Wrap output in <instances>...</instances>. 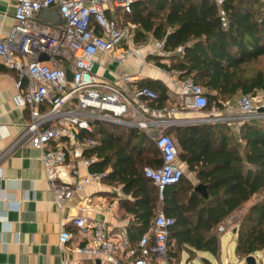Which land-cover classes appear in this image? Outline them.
<instances>
[{
    "label": "built area",
    "instance_id": "1",
    "mask_svg": "<svg viewBox=\"0 0 264 264\" xmlns=\"http://www.w3.org/2000/svg\"><path fill=\"white\" fill-rule=\"evenodd\" d=\"M13 1L15 25L9 32L0 30V58L6 67L26 79L12 101L17 108L29 110V118L15 143L24 141L42 152L46 179L55 203L61 207L75 191L105 177L107 171L90 170L100 159L92 152L99 144L94 136L96 124L121 123L122 117L128 114L141 127L154 122L164 127L152 137L162 162L159 166L144 167L145 177L157 187L159 200H162L165 187L179 182L184 174L179 161V143L165 131L176 121L163 117H171L178 107L182 111L204 110L208 105L204 88L192 77L180 78L174 69L172 74L178 77L170 81L171 92L178 95V107L157 108L149 104L158 98L152 88L139 87L131 99L120 84L102 79L94 71L95 61L101 54H111L112 60L119 64L130 58L168 55L164 40L135 44V24L119 20V12L130 14L133 5L144 0ZM215 1L221 26L228 29L224 0ZM53 7L58 9L63 20L60 26L37 18V13ZM41 53L47 54L48 59L40 61ZM121 79L132 83L137 77L124 75ZM238 108L236 116L225 118L232 119L237 127L251 119L264 118L263 97L242 95ZM146 114L160 119H145ZM217 119L214 115L203 120ZM61 167L70 168L76 177L81 167L88 172L73 184L67 181L66 173L59 170ZM87 210L88 206L82 204L72 218L78 231L90 236L88 242L75 247L78 254L100 264H169L168 239L175 219L166 215L162 208H158L150 228L136 244L130 242L126 225L114 230L106 221L89 217ZM218 230L224 231L225 226L219 225ZM71 237V232L62 228L59 246L65 247ZM61 264L80 262L65 259Z\"/></svg>",
    "mask_w": 264,
    "mask_h": 264
},
{
    "label": "trees",
    "instance_id": "2",
    "mask_svg": "<svg viewBox=\"0 0 264 264\" xmlns=\"http://www.w3.org/2000/svg\"><path fill=\"white\" fill-rule=\"evenodd\" d=\"M223 7L228 29L221 26L215 0H144L125 14L127 21L138 25L137 43L146 44L150 35L165 41V48L174 53L171 66L178 76L192 77L204 88L208 97L205 109L214 104L222 107L223 100L240 93L254 96L255 91L264 89V68H255L264 60V3L224 0ZM179 47L181 53L176 52ZM144 86L158 93L157 106L166 103L167 88L160 80H149L141 84ZM166 132L174 134L181 148L179 161L206 186L207 197L183 174L179 182L165 187L159 200L157 187L144 175L146 164L159 166L151 164L157 160L156 149L148 148L151 155L143 157L146 147H142L134 156L130 148L133 133L125 138L115 134L113 125L96 124L94 136L99 144L92 152L100 159L90 170L107 171L105 180L120 182L123 191L134 197L128 208L134 217L128 225L130 236L145 233L162 208L175 219L168 239L170 259L181 250L218 256V227L240 212L232 223L237 257L244 260L258 252L264 257V121H246L239 136L220 123L174 126ZM255 194L256 200L245 208Z\"/></svg>",
    "mask_w": 264,
    "mask_h": 264
},
{
    "label": "crops",
    "instance_id": "3",
    "mask_svg": "<svg viewBox=\"0 0 264 264\" xmlns=\"http://www.w3.org/2000/svg\"><path fill=\"white\" fill-rule=\"evenodd\" d=\"M14 11L15 2L13 0H0V30L2 32H9L15 25ZM37 18L54 26H60L63 23L56 7L40 11L37 13ZM119 20L127 21L121 12H119ZM137 28L138 25L135 24L134 36ZM154 39L150 35L146 44ZM133 41L139 44L135 38ZM168 52L166 57L148 55L141 58H130L121 64L113 61L111 54H101L95 61L94 71L97 74L99 69L103 72V75L97 74L100 78L120 84L131 99L141 84L149 80H160L166 86L169 98L162 107L157 106V101L149 102V104L157 108L178 107L179 98L177 94L171 92L170 82L172 78L178 77L172 74L175 68L171 66V57L174 53ZM176 52L181 53L182 50L179 51L177 48ZM105 73L109 77H106ZM124 75L137 77V80L125 83L121 79ZM24 84H26V79L19 77L16 71L6 67L0 58V264H61L65 259L74 263L80 262V264H100L99 261L94 263L91 259L75 252V247L88 242L90 236L82 235L73 224L72 218L78 214L80 206L86 204L88 206L87 215L92 219L104 220L114 230L126 225L128 230V225L134 218L128 208L134 202V197L123 191V185L120 182H109L104 177L99 182L90 183L83 190L75 191L61 207L55 203L53 192L46 179L41 158L42 152L27 142L15 143L29 118V110L17 108L12 101L19 86H24ZM178 110L180 107L171 117H163L166 120L176 121L165 128V131L174 126L219 123L225 125L224 122L218 120L204 121L202 118H197L198 116L183 115ZM195 117L197 119H194ZM145 119L156 120L160 117L146 114ZM122 120L121 123L108 124L115 127L116 135L123 134L126 138L128 134L133 133L130 148L134 156L140 152L142 147L146 149L143 150L141 156L151 155L147 143H153V149L155 148L157 152V160L152 161L151 164L160 165L162 162L160 152L152 137L164 127L158 122L148 127H141L134 123L135 119L131 114L123 116ZM229 122L231 121H228V124ZM236 135L239 136V134ZM182 165L185 173L187 166L183 162ZM59 170L66 173L67 181L73 184L88 172L86 168L81 167L79 176L76 177L73 176L70 168L61 167ZM186 177L193 184H198L193 173L190 172V175ZM256 198L257 194L245 204V208ZM239 215L240 212H236L222 223L225 226L223 232L229 230V225ZM62 228L72 234L71 240L63 248L59 246V233ZM231 228L236 247L237 235L234 232V226ZM128 234L132 244H136L141 236L137 235L134 238L129 232ZM221 234L220 255L222 252ZM194 252L202 264H206L205 259L213 264L211 257H217L206 251ZM257 254L263 257V253L258 252L255 255L256 260Z\"/></svg>",
    "mask_w": 264,
    "mask_h": 264
},
{
    "label": "rangeland",
    "instance_id": "4",
    "mask_svg": "<svg viewBox=\"0 0 264 264\" xmlns=\"http://www.w3.org/2000/svg\"><path fill=\"white\" fill-rule=\"evenodd\" d=\"M260 2L264 3V0H260ZM264 59V58H263ZM262 60V59H261ZM264 68V60H262L259 64L255 65V68ZM103 72L101 70H97V74L103 75ZM251 73V69L247 70V74ZM106 77H109L108 74H104ZM242 94H238L237 96L233 97L232 99L229 100H223L222 101V107H217L215 104L212 105L210 109H204L202 111H195V110H178L179 112L183 113V115L187 116H198L197 118H202L209 120L210 117L216 115V118H218V121L224 122L226 127L234 132L235 134H239V127H237L236 122H233L232 119L226 120V117H234L239 113V100L241 98ZM255 97H263L264 98V89L262 90H257L255 91L254 94ZM189 117V118H193ZM196 117L194 119H197ZM264 121V118H262ZM228 121L229 122L228 124ZM147 146L149 148H153V145L151 143H147ZM181 151V148H180ZM179 151V153H180ZM190 172L186 169L184 176H189ZM243 211V210H242ZM241 211V212H242ZM228 222V221H227ZM233 224L229 225V230L223 232L221 234V241H222V252L221 255L219 254L217 257H211V260L213 264H244V260H239L234 252L235 248V240H233V232H232V227ZM169 264H202L201 260L196 257L195 252H190L188 253L186 250H181L178 252L177 256L170 259L168 256ZM257 263L258 264H264V258L262 255L257 254Z\"/></svg>",
    "mask_w": 264,
    "mask_h": 264
},
{
    "label": "water",
    "instance_id": "5",
    "mask_svg": "<svg viewBox=\"0 0 264 264\" xmlns=\"http://www.w3.org/2000/svg\"><path fill=\"white\" fill-rule=\"evenodd\" d=\"M48 59V55L45 54V53H41L40 56H39V60L40 61H45ZM195 190L196 191H199L204 197H207L208 194H207V191H206V186L202 183H198L196 186H195ZM234 232H236L234 230ZM245 262L248 263V264H256V260H255V257L254 256H249L245 259Z\"/></svg>",
    "mask_w": 264,
    "mask_h": 264
}]
</instances>
